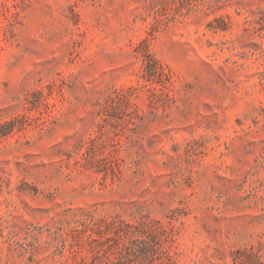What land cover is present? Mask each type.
<instances>
[{"label": "rangeland", "instance_id": "1", "mask_svg": "<svg viewBox=\"0 0 264 264\" xmlns=\"http://www.w3.org/2000/svg\"><path fill=\"white\" fill-rule=\"evenodd\" d=\"M0 264H264V0H0Z\"/></svg>", "mask_w": 264, "mask_h": 264}]
</instances>
